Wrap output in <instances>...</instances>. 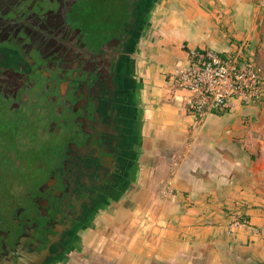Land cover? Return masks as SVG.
I'll return each mask as SVG.
<instances>
[{"label":"flooded vegetation","instance_id":"af4514ba","mask_svg":"<svg viewBox=\"0 0 264 264\" xmlns=\"http://www.w3.org/2000/svg\"><path fill=\"white\" fill-rule=\"evenodd\" d=\"M167 1L0 0V264H102L147 187Z\"/></svg>","mask_w":264,"mask_h":264},{"label":"crops","instance_id":"0c3cea01","mask_svg":"<svg viewBox=\"0 0 264 264\" xmlns=\"http://www.w3.org/2000/svg\"><path fill=\"white\" fill-rule=\"evenodd\" d=\"M258 1H167L146 47L153 117L147 187L130 218L107 234L102 264L264 261V103L198 119L186 106L188 93L173 81L191 48L245 47L264 4ZM169 180L177 193L165 197ZM235 211L259 232L230 234Z\"/></svg>","mask_w":264,"mask_h":264},{"label":"built area","instance_id":"2783aa9c","mask_svg":"<svg viewBox=\"0 0 264 264\" xmlns=\"http://www.w3.org/2000/svg\"><path fill=\"white\" fill-rule=\"evenodd\" d=\"M244 50L245 47L226 53L215 49L188 50V61L176 68L173 81L188 93L186 106L198 119L238 106L264 103V70ZM162 192L165 197L176 195L174 182L167 181ZM235 212L228 228L230 234L248 227L259 232L246 214Z\"/></svg>","mask_w":264,"mask_h":264},{"label":"rangeland","instance_id":"374dc122","mask_svg":"<svg viewBox=\"0 0 264 264\" xmlns=\"http://www.w3.org/2000/svg\"><path fill=\"white\" fill-rule=\"evenodd\" d=\"M258 2H261V0ZM258 2H255V5L259 4ZM262 16H264V4L262 8L258 9V14L254 15V23L257 28L251 32L250 38L245 40L244 52L246 56L249 55L264 70V18L262 19ZM238 46H241V44ZM79 264H101V262L93 257L91 260H86Z\"/></svg>","mask_w":264,"mask_h":264},{"label":"trees","instance_id":"16d2710c","mask_svg":"<svg viewBox=\"0 0 264 264\" xmlns=\"http://www.w3.org/2000/svg\"><path fill=\"white\" fill-rule=\"evenodd\" d=\"M263 1H264V0H263ZM261 264H264V261H263Z\"/></svg>","mask_w":264,"mask_h":264}]
</instances>
